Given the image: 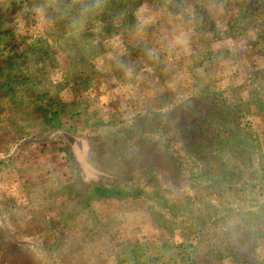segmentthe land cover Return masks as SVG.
Wrapping results in <instances>:
<instances>
[{
	"label": "rangeland",
	"instance_id": "obj_1",
	"mask_svg": "<svg viewBox=\"0 0 264 264\" xmlns=\"http://www.w3.org/2000/svg\"><path fill=\"white\" fill-rule=\"evenodd\" d=\"M207 11L211 23L203 24L190 3L183 14L144 4L135 27L106 38L105 59L89 88L67 76L70 62L57 48L60 69H49L46 78L60 86L70 136L10 113L0 76V264H131L134 258L147 264L164 242L188 241L197 254L185 264H238L217 252L248 209L240 190L247 167L257 178L264 173V119L245 105L250 79L264 72V54L250 45L253 32L231 37L234 8L215 4ZM235 133L238 143L219 148ZM34 134L45 136V144ZM235 147L247 152L235 156ZM219 161L238 172L241 184L217 182ZM96 186L127 195L87 203ZM137 244L136 255L125 257ZM249 247L240 248L243 260L264 264L263 237L251 253Z\"/></svg>",
	"mask_w": 264,
	"mask_h": 264
},
{
	"label": "trees",
	"instance_id": "obj_2",
	"mask_svg": "<svg viewBox=\"0 0 264 264\" xmlns=\"http://www.w3.org/2000/svg\"><path fill=\"white\" fill-rule=\"evenodd\" d=\"M189 3L193 6L195 18L199 19L197 23L203 24L211 23L207 11L209 6L221 4L226 8H234L236 15L229 22L231 37L247 39V35L253 32L256 40L250 45L257 49L258 55L264 54V0H0V76L5 83L2 96L8 101L9 112L16 110L22 116L38 120L48 132L72 135V128L66 130L64 127L63 118L70 115L60 98V86L46 78L49 69H60L56 49L60 48L70 62L67 76L75 80L77 85L89 88L98 74L97 64L105 59L106 38L123 29L135 27L136 11L141 6L155 4L170 14H183ZM40 17L45 21L44 28L40 27ZM202 79L203 77L198 81ZM249 85L248 102L245 105L254 107V111L250 110L251 115L264 119V72L252 77ZM229 115L226 114L224 119L233 122L234 118ZM21 121L28 122V118L21 117ZM39 122L36 121L37 126ZM20 127L26 130L28 126ZM33 137L39 145L45 144V136L42 134L38 137L34 134ZM248 137H251L250 134ZM203 138L204 136L200 138V143ZM29 141L31 140L26 138L25 144ZM239 141V135L235 133L232 140H220L219 148L229 142L236 144ZM250 142L246 146L251 152H247V148L241 151L235 147L234 155L238 156L246 151L250 158L254 151ZM195 145L199 147L200 144ZM68 155L71 158V152L68 151ZM214 167L219 175L217 182L224 181L231 187L241 184L235 178L238 173L235 170L227 171V167L220 161ZM255 171L253 167H247V180L240 189L245 195L244 199L248 201V209L240 214L239 222L231 228V239L223 244L227 245L226 248L217 252L221 256L234 258L238 264H258L253 263L255 259L252 258L250 261L243 260L240 248L250 245L247 251L251 253V247H255L261 237L264 239V173L257 178ZM126 195L121 189L96 186L89 190L86 201L118 199ZM163 223L166 228L171 224L167 220H163ZM140 248L142 245L137 244L125 257L136 255V249ZM172 250L177 252L170 254L164 263L165 255ZM194 254H197V247L189 241L176 246L164 242L157 256L148 257L146 262L193 263ZM131 264L140 262L134 258Z\"/></svg>",
	"mask_w": 264,
	"mask_h": 264
}]
</instances>
